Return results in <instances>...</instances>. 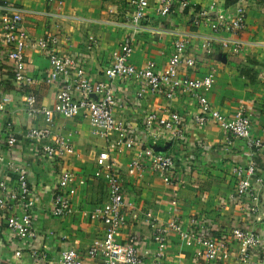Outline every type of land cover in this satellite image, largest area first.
<instances>
[{
	"label": "built area",
	"instance_id": "1",
	"mask_svg": "<svg viewBox=\"0 0 264 264\" xmlns=\"http://www.w3.org/2000/svg\"><path fill=\"white\" fill-rule=\"evenodd\" d=\"M224 1L229 4L227 8L213 2L207 8L197 10L188 0H157L154 3L155 13L161 19L173 17L177 10H187L192 31L173 32L172 52L161 69L152 61L135 65L132 62L133 36L125 37L111 54L108 66L102 70L103 79L95 81L88 76L78 58L58 52L62 31L56 22L68 19L62 13L65 0H47L41 11L28 9L12 0H0V66L9 63L12 82L23 94L21 104L26 117L32 122L41 118L46 125H52L55 117L80 118L87 122L93 137L105 143L95 158L94 177L103 181L106 191L105 201L92 211V217L104 227L100 240L84 253L68 248L61 250L57 257H50L45 251L37 249L35 242L39 237L33 218L35 199L27 171L10 157L4 160L2 154L16 157L19 149L26 145L33 148L39 161L58 167L49 212L54 219H64L74 212L67 191L74 173L60 170V165L64 158L74 156V147L49 128L29 125L22 130H12L2 122L6 106L10 104L9 99H3L0 104V223L15 236L17 243L13 260L0 259V264H87L86 259L98 260L100 264H143L146 260L160 262L166 256L171 236H176L187 247L195 248L194 257L199 261L227 260L230 257L229 240L232 239L240 245L242 257H246L249 250H257L264 264V244L252 231L233 229L228 235L214 237L205 221L196 217H191L184 224L174 214L165 223H160L151 212L143 214L150 230L148 245H153L154 250L149 247V250L140 253L137 235H131L124 242L116 240L126 225L124 210L129 206L125 200L128 181L150 171L167 188L174 189L179 184L176 170L180 158L176 152L168 150L179 148L177 153L181 155L187 154L188 149L184 118L178 113H170L167 117L145 115L142 132H138L129 120L118 117L117 111H126L127 105L118 99L114 87L117 83H133L137 87L135 102L146 93L166 100H194L197 105L193 119L196 126L215 123L234 139L242 141L248 153L264 158V133L261 137L252 135V114L244 106L239 107L231 117L216 111L207 99L215 71L210 69L204 76L197 77L200 64L195 55H191L195 49L190 44V38L194 31L205 26L211 33L199 45L205 56L213 54L214 45L221 50L231 49L235 54L244 50L241 35L246 29V3L249 0ZM152 5V0H128L125 21L112 24L124 25L135 35L143 28L147 11ZM30 16L49 19L53 21V26L34 38L25 29V19ZM32 49L38 50L47 59L49 69L46 73L37 75L28 72V53ZM39 84L56 86L51 108L39 104L33 92ZM163 137L168 141L164 150L158 144ZM122 152L132 155L124 169L113 158ZM233 173L236 187L230 201L251 202L254 204L253 212H256L260 202L256 188L264 182L257 173L256 163L252 161L246 166H236ZM137 214L131 210L132 218H137ZM25 256L28 262H25Z\"/></svg>",
	"mask_w": 264,
	"mask_h": 264
},
{
	"label": "crops",
	"instance_id": "2",
	"mask_svg": "<svg viewBox=\"0 0 264 264\" xmlns=\"http://www.w3.org/2000/svg\"><path fill=\"white\" fill-rule=\"evenodd\" d=\"M12 1L41 11L47 0ZM156 1L152 0L153 5L147 11L141 31L132 35L130 28L112 24L125 21L128 0H65L62 13L68 19L62 23L56 22L62 31L58 52L78 58L88 76L99 81L103 79L102 70L108 66L111 54L125 37L133 36L132 62L141 66L146 61H152L159 69L163 68L172 52L173 32L192 30L187 10H177L173 17L161 19L155 13ZM188 2L197 10L207 8L213 2L226 8L229 6L224 0ZM52 26L53 21L42 17L30 16L25 19V29L34 38L40 37ZM210 34L209 27L205 26L194 31L190 38V44L195 49L191 55H195L200 64L197 77L204 76L210 69L215 71L207 99L225 117H231L239 107L244 106L252 114V135L261 137L264 133V0H249L246 3V29L241 35L244 50L241 53L235 54L231 49L221 50L214 45L213 54L205 56L199 50V45ZM28 60L30 73L41 75L49 69L47 59L38 50L32 49L28 53ZM114 87L119 101L127 105V110L117 111V116L129 120L138 132L143 131L145 115L167 117L170 113H178L184 118L188 133L187 154L178 155L179 148L175 147L168 150L176 152L180 158L176 170L178 186L167 188L150 171L128 181L125 200L129 206L124 210L126 225L116 240L124 242L131 235H137L140 253L149 250V247L154 250L153 245H148L150 230L142 217L151 212L160 223H165L174 214L184 224L191 217L201 218L214 237L228 235L233 229L252 231L264 244V182L256 188L260 200L256 212H253L254 204L251 202L230 201L236 187L233 169L254 161L257 173L264 179V158L248 153L242 141L234 139L215 123L205 127L196 126L193 119L197 105L190 98L166 100L146 93L135 102L134 96L138 90L133 83H117ZM56 90V86L43 84L33 88L39 104L48 108L54 104ZM22 95L12 82L9 63L0 66V104L3 99L10 101L2 122L14 131L29 125L49 128L67 139L75 152L74 156L64 158L60 165V170L67 169L74 173V179L67 188L74 212L64 219H54L49 212L58 167L39 161L34 156L33 148L26 145L19 149L16 157L2 154L4 160L10 157L27 171L35 199L33 218L39 237L35 246L50 257H57L61 250L68 248L84 253L104 234L102 223L92 217V211L105 201L106 196L103 181L94 178L95 158L105 143L93 137L87 122L80 118L55 117L52 125H46L41 118L33 122L28 120L21 104ZM158 144L164 150L168 141L163 137ZM131 156L122 152L113 158L124 169ZM131 210L138 213L137 218L131 217ZM16 243L15 236L0 223V259L12 261ZM229 253L227 260L199 261L194 257L195 248L187 247L176 236H171L165 258L160 262L146 260L143 264H262L259 251L249 250L246 257H242L240 245L232 239L229 240ZM24 260L29 261L27 256ZM86 263L100 264L98 260L90 259H86Z\"/></svg>",
	"mask_w": 264,
	"mask_h": 264
},
{
	"label": "rangeland",
	"instance_id": "3",
	"mask_svg": "<svg viewBox=\"0 0 264 264\" xmlns=\"http://www.w3.org/2000/svg\"><path fill=\"white\" fill-rule=\"evenodd\" d=\"M95 178V177H94Z\"/></svg>",
	"mask_w": 264,
	"mask_h": 264
}]
</instances>
